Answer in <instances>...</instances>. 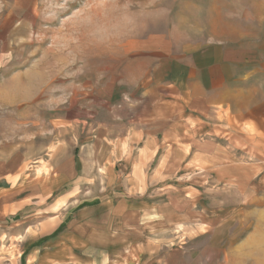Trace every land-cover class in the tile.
Instances as JSON below:
<instances>
[{"label":"rangeland","instance_id":"1","mask_svg":"<svg viewBox=\"0 0 264 264\" xmlns=\"http://www.w3.org/2000/svg\"><path fill=\"white\" fill-rule=\"evenodd\" d=\"M214 43L229 52L240 81L227 123L216 128L239 137L241 148H229L228 160L229 167L237 166L231 161L243 167L230 170L226 183L211 174L196 176L197 183L205 182L197 188L196 227L182 214L185 224L173 226L165 219L164 235H158L150 232L156 224L149 223L139 237L143 248L147 241L155 250L149 253L155 258L167 256L162 253L167 246L180 248L169 254L171 264H264V0H0V208L3 196L9 204L24 202L17 215L6 218L7 225L34 214L38 220L60 215L67 208L70 220L84 205L82 197L103 200L113 175L104 169L111 158L101 152L102 140H125L124 118L111 117L110 102L126 114V68L146 51ZM93 148L100 152L95 156L100 171L92 169ZM82 154L90 164L78 173L75 163ZM51 163L69 164L63 191L70 196L63 209L59 192L37 205L29 197L31 171L50 173ZM164 189L170 191L163 192L161 202L170 204L158 209L168 215L176 189ZM243 210L250 213L242 215ZM30 236L8 237L23 242L20 251L9 253L3 239L0 264L8 257L12 264H103L100 259L107 255L68 252L63 245L51 249L45 245L50 237L32 241Z\"/></svg>","mask_w":264,"mask_h":264},{"label":"crops","instance_id":"2","mask_svg":"<svg viewBox=\"0 0 264 264\" xmlns=\"http://www.w3.org/2000/svg\"><path fill=\"white\" fill-rule=\"evenodd\" d=\"M146 52L133 60L131 69L126 68L123 104L126 114L122 116V106L118 107L115 100L110 102L111 117L119 121L124 118L125 123V140L117 137L102 140L101 152L109 156V160L111 158L110 164L104 165L110 176L113 175V182L107 184L112 186L111 190L103 193L106 197L99 202L95 196L82 197L84 205L70 220L67 208L60 215L56 213L38 220L34 214L23 223L18 218L11 225H7L6 218L17 215L24 202L19 199L9 204L3 196L0 245L3 239L6 240L7 253L23 248V242L11 243L8 237L24 235L27 240L26 237L31 235L32 241L50 237L45 240V245H50L51 249L64 246L68 252L75 248L107 252L100 259L104 260L103 264H111V261L118 264H171L173 255L169 254L174 250L179 252L180 248L173 250L167 246L162 249L167 256L155 258L154 254H149L155 250L147 241L143 248L142 237H139L142 230L156 224L152 226L156 229L150 232L164 235L165 219L172 220L168 224L180 226L186 223L182 214L192 220V227H196L200 215L196 207L197 188L205 184L203 180L197 183L196 176L211 174L216 177V182L226 183L230 180L225 179L230 176V170L243 167L239 161H231L237 166L229 167L228 160L229 148H241L239 137H227L216 128L227 123L226 112L234 107L236 94L240 91L237 87L240 81L226 48L214 43L191 45L170 52L163 49ZM98 154L93 148L92 169L100 171L101 162L95 160ZM52 164L50 173L42 169L39 173L31 171L27 180L29 197L35 198L37 205L59 192L63 209L70 196V191H63L70 179L66 166L69 164ZM86 164L90 163L82 154L77 158L75 170L84 173ZM168 187L176 190L173 191L172 210L166 215L158 208L170 204L169 200L161 202L163 192L170 191L164 189ZM10 208L14 211L5 212ZM242 213L250 212L243 210ZM65 218L67 227H62ZM58 229L60 232L57 233ZM55 233L59 234L57 241L52 238ZM134 246H138V254L134 253ZM43 258L46 259L45 255ZM7 259L6 263L12 264L9 257ZM46 260L53 261L51 258Z\"/></svg>","mask_w":264,"mask_h":264},{"label":"bare ground","instance_id":"3","mask_svg":"<svg viewBox=\"0 0 264 264\" xmlns=\"http://www.w3.org/2000/svg\"><path fill=\"white\" fill-rule=\"evenodd\" d=\"M35 74V73H34ZM29 81V80H28ZM29 83V82H28Z\"/></svg>","mask_w":264,"mask_h":264}]
</instances>
